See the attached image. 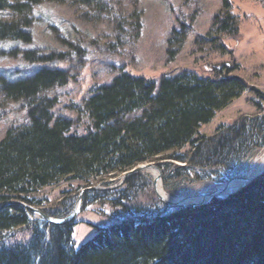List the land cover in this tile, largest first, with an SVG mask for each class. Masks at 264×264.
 <instances>
[{"label":"trees","instance_id":"trees-1","mask_svg":"<svg viewBox=\"0 0 264 264\" xmlns=\"http://www.w3.org/2000/svg\"><path fill=\"white\" fill-rule=\"evenodd\" d=\"M45 1L106 11L102 0H0V13L8 11L11 17L0 19V39L29 41L25 28L32 8ZM223 3V15L214 17L213 27L235 36L238 25L227 1ZM180 30L172 37L179 45L184 39ZM210 40L224 49L219 35ZM169 53L173 56L174 51ZM24 58L47 60L34 52ZM236 69L222 65L208 77L184 71L161 77L158 86L151 79L120 73L84 102L94 129L82 135L70 133L71 120L53 118L56 100L45 96L67 82L65 71L41 68L16 81L0 75V110L21 99L30 105L29 122L9 128L0 140V233L27 228L30 237L1 244L0 264H264V172L231 194L175 208L154 199L137 202V190L150 186L141 174L128 177L117 193L89 192L85 202L90 195L93 201L110 197L121 210L112 224L95 227L94 236L77 248L71 239L74 220L49 225L21 205L3 206L18 201L64 218L70 204L49 210L31 195L65 179L90 185L95 178L115 177L158 160L162 186L172 195L181 192L177 187L184 182L220 183L244 174L250 150L264 147V117L222 126L213 136L199 133L216 112L247 90L243 78L231 75ZM186 145L190 149L184 151Z\"/></svg>","mask_w":264,"mask_h":264},{"label":"rangeland","instance_id":"rangeland-1","mask_svg":"<svg viewBox=\"0 0 264 264\" xmlns=\"http://www.w3.org/2000/svg\"><path fill=\"white\" fill-rule=\"evenodd\" d=\"M102 1L106 6V11L102 12L53 1L35 5L31 11V22L25 28L29 41L0 39V75L8 81H16L30 77L41 68L65 71L68 75L67 82L53 86L45 92V96L56 100L51 109L53 118L71 120L70 133L77 135L94 129L92 121L85 114L84 102L98 87L110 84L114 77L123 72L151 79L158 86L161 77L176 76L184 71L208 77L222 65L237 67L231 75L243 78L248 86L247 90L216 112L209 123L199 128V133L213 136L222 126L239 125L248 119L264 117V0H226L228 11L238 25L235 36L218 32L213 27L214 17L223 15L224 0ZM6 18H11L8 11L1 12L0 19ZM176 28H180V34L184 35L180 45L172 40ZM212 35L221 37L224 49L220 50L215 46L210 40ZM169 51H174L173 56ZM28 52H34L47 60H27L24 55ZM29 108V101L26 99L2 106L0 140L9 128L29 122ZM189 149L186 145L183 150ZM263 153L264 147L256 150L252 148L244 174L229 178L254 174L258 158ZM159 162L160 160L156 161ZM148 163L158 166L155 162ZM233 168L235 167L231 169ZM150 170L134 173L143 175L150 184L147 188L137 190V202L147 204L153 199L158 201L153 191V173ZM222 171L226 172L224 169ZM126 172L105 179L95 178L90 181V185L77 179H65L38 189L31 197L41 201V208L49 210L59 209L58 204H70L71 212L82 191L71 236L77 248L94 236L95 227L112 224L121 210L113 204L110 197L93 201L94 196L90 195L85 202L84 195L93 191L112 190L117 193L119 189L125 188L128 177L134 175L122 179ZM215 181L207 180L202 185L195 181L184 182L177 187V191H181L177 195L167 192L162 181L158 188L170 199H181L203 191H213L225 182ZM87 187L98 189L84 190ZM238 188L240 187L234 191ZM232 189L220 195L231 194L234 192ZM113 198H117V195ZM31 215L34 219L42 220L32 212ZM29 237L30 231L27 228L0 233V245L24 242Z\"/></svg>","mask_w":264,"mask_h":264},{"label":"water","instance_id":"water-1","mask_svg":"<svg viewBox=\"0 0 264 264\" xmlns=\"http://www.w3.org/2000/svg\"><path fill=\"white\" fill-rule=\"evenodd\" d=\"M147 169H154L157 172L156 175L153 176L152 187H153V191L158 201L161 202L165 207H183V206H188V205L203 204L215 196L224 194L228 190L232 189L233 186L238 185L237 187H240V186H244L250 183L251 181L259 177L264 172V164L260 170L256 171L251 176L249 175L234 176V177L227 179L225 182L222 183V185L218 186L213 191H210V192L203 191L198 195L187 197V198H181V199H170V198L168 199V197H166V195L163 192H161V190L158 189V185L161 181V170L158 168V166L154 165L153 163L143 164V165H140L139 167H135L129 170L123 175L122 179L128 177L131 174L144 171ZM237 187H233L234 189H232L231 191H234ZM94 189H98V188L97 187H87L84 190H94ZM81 199H82V191L79 193L76 204L73 207L72 211L66 217L58 218V219L47 216L37 207L30 206V205H27L25 203L18 202V201L8 202V203H5L3 206L10 205V204H18V205H21L27 208L32 213L40 216L41 219L47 222L48 224L63 225V224H66L72 221L75 218L80 208L79 202Z\"/></svg>","mask_w":264,"mask_h":264},{"label":"bare ground","instance_id":"bare-ground-1","mask_svg":"<svg viewBox=\"0 0 264 264\" xmlns=\"http://www.w3.org/2000/svg\"><path fill=\"white\" fill-rule=\"evenodd\" d=\"M258 160H259V161H258V165H257V169H256L257 171L260 170V169L262 168L263 164H264V153L260 156V158H258ZM256 170H255V171H256ZM150 171H151V173H153V174H152L153 176L156 175V173H157V172L154 171L153 169H151ZM255 171H254V172H255ZM254 172H253V173H254ZM251 175H253V174H250L249 176H251ZM236 186H238V185H236ZM236 186H233V187H236ZM158 187H159V186H158ZM233 187H232V188H233ZM240 187H241V186H240ZM158 189H159V188H158ZM206 192H208V191H206ZM168 199H169V198H168Z\"/></svg>","mask_w":264,"mask_h":264}]
</instances>
